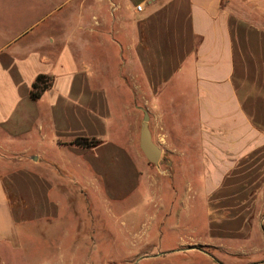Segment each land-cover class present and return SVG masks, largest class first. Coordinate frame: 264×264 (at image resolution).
I'll return each instance as SVG.
<instances>
[{
	"label": "crops",
	"instance_id": "obj_1",
	"mask_svg": "<svg viewBox=\"0 0 264 264\" xmlns=\"http://www.w3.org/2000/svg\"><path fill=\"white\" fill-rule=\"evenodd\" d=\"M112 70L117 109L97 82ZM40 75L51 85L33 101ZM142 110L166 167L152 172ZM76 138L99 144L70 146ZM0 150L14 166L0 171V251L65 218L57 264H83L76 251L102 244L133 252L107 264L236 263L264 186V0H0ZM192 185L205 196L202 226L189 212ZM157 187L171 194L164 207L160 195L137 227L115 231L109 205ZM87 195L102 216L87 211Z\"/></svg>",
	"mask_w": 264,
	"mask_h": 264
},
{
	"label": "rangeland",
	"instance_id": "obj_2",
	"mask_svg": "<svg viewBox=\"0 0 264 264\" xmlns=\"http://www.w3.org/2000/svg\"><path fill=\"white\" fill-rule=\"evenodd\" d=\"M108 73V72H107ZM117 77V74L115 70L110 72L107 77L101 76V79L97 81L98 83L104 84L105 87L108 88L109 94L114 100V109H117V100L118 95H122L121 92H116L113 87L115 86V78ZM123 98V99H122ZM120 99L123 101L125 100L124 97L120 96ZM121 103V100L119 101ZM118 109H120L118 107ZM146 109V108H145ZM153 141V138H152ZM154 142V141H153ZM154 144L158 145L154 142ZM5 151V150H4ZM3 150H0V159L2 165H0V171H12L13 169V156H11L9 153L4 152ZM27 155V154H23ZM20 156L18 159L20 160ZM26 158V157H25ZM4 160V161H3ZM7 162V163H4ZM148 164V169L152 172L155 169V166ZM163 168L165 167V163L163 161V156H161L160 161L158 163ZM194 166H196V161H194ZM196 171H194L195 173ZM143 187V186H141ZM63 189L65 191H69L70 189L66 186H63ZM139 191V192H138ZM134 193V196L132 198L127 199L124 202H120V204L113 203L112 205H109V208L113 210V213L116 215L117 218H115V215H113V221L112 225L115 231L118 230H125V224H134V226H138L140 221L142 220V216L144 213L153 212L156 209V204L158 203L156 198H159L160 195H162V192L160 193V188H156L154 190H151L150 192L145 193L144 188L139 189ZM191 194L190 196V206H189V212L191 215L195 216L193 218V223L196 226H202L205 224L206 219V206L204 203L205 196L200 189L197 188L196 185L191 186ZM146 195L147 199L145 200V203L137 200L138 196ZM90 200L86 205L88 204L91 206L89 208V211L92 217H96L97 215L102 216L105 208H102L103 205L100 203H97L93 200L92 197L87 195ZM164 196V197H163ZM171 194L166 189L164 192V195L161 196V198L164 199V201L160 204L162 205L166 199H170ZM137 200V201H136ZM74 205L77 206L76 200L73 201ZM82 204V203H81ZM250 204V203H249ZM254 204V205H253ZM168 205V204H167ZM166 205V206H167ZM84 207V210L86 209L85 204H82ZM252 207V215L250 218V239L247 241V243H241V247L245 246L247 244L250 246L248 252L240 251V260L235 262H228V264H264V224H262V219L264 217V186H262L257 198L255 199V202L250 204L248 207ZM164 207V204H163ZM108 208V206H107ZM106 208V209H107ZM159 210V209H158ZM85 213V212H84ZM84 213H79V217L86 216ZM139 218V219H137ZM137 219V220H136ZM94 222L96 219H93ZM98 220H102L99 218ZM97 220V221H98ZM67 223L66 219H61L59 222H57L52 228L44 227L43 223H35L34 225L30 226L32 229V233L30 236L26 239L27 243H24L23 247L20 249H12L11 251H8L7 249H2L0 251V264H57L58 262V250L59 247H57V242L63 241L64 243H67L69 239H65V233L64 231L67 230ZM127 225V224H126ZM92 228L91 226H87V230ZM157 228L160 229V227L157 226ZM52 229V230H51ZM200 230V229H199ZM164 233L163 240L169 241V238H172L174 236L170 235L167 236V233L165 230H162ZM195 234L199 235L202 234V232H195ZM63 234V235H62ZM65 235V236H64ZM171 243H168L167 245H170ZM220 244V243H219ZM253 245H255V252H253ZM246 246V247H248ZM202 251L210 254L215 260L217 258L224 259L222 252L216 251L213 247H201ZM157 250V248H156ZM156 250H151L147 253V255H153L156 254ZM90 252L89 257H86L88 255L87 253ZM85 253L84 250L82 251H76L77 253V260L78 263L88 264L89 262L91 264H107L106 259L109 257L120 259L122 255L125 253L131 254L133 253L130 250H118L115 248H109L107 249L105 245H98L95 248H91L87 250ZM69 253V254H68ZM73 253L65 252V258L69 259L70 262H73ZM255 254V255H254ZM139 258V257H138ZM138 258H134L131 260V264H137ZM67 259V261H68ZM72 260V261H71ZM89 260V261H88ZM219 263L218 261H215ZM123 264L121 260H118L116 262H110L109 264ZM138 264H150V260H144ZM157 264V263H154ZM187 264H193V262L187 261ZM195 264H204L202 261H196ZM220 264V263H219Z\"/></svg>",
	"mask_w": 264,
	"mask_h": 264
},
{
	"label": "water",
	"instance_id": "obj_3",
	"mask_svg": "<svg viewBox=\"0 0 264 264\" xmlns=\"http://www.w3.org/2000/svg\"><path fill=\"white\" fill-rule=\"evenodd\" d=\"M142 113H143V118H142V122L140 125V132H139V149L149 164L153 166H157L160 161L162 151L152 141L151 134L149 131V126H148L149 125V115L147 111L142 110Z\"/></svg>",
	"mask_w": 264,
	"mask_h": 264
},
{
	"label": "trees",
	"instance_id": "obj_4",
	"mask_svg": "<svg viewBox=\"0 0 264 264\" xmlns=\"http://www.w3.org/2000/svg\"><path fill=\"white\" fill-rule=\"evenodd\" d=\"M131 1L135 2L136 0H131ZM50 85H51V79L49 77L43 76V75L38 76L31 86V90L29 93L30 99L33 101L40 99L42 94L46 90H48ZM98 144H99V141L94 138H91V139L90 138H76L72 142H70L69 145L82 148V149H91V148L96 147Z\"/></svg>",
	"mask_w": 264,
	"mask_h": 264
},
{
	"label": "built area",
	"instance_id": "obj_5",
	"mask_svg": "<svg viewBox=\"0 0 264 264\" xmlns=\"http://www.w3.org/2000/svg\"><path fill=\"white\" fill-rule=\"evenodd\" d=\"M136 10L140 11L141 10V6L140 5L136 6Z\"/></svg>",
	"mask_w": 264,
	"mask_h": 264
}]
</instances>
